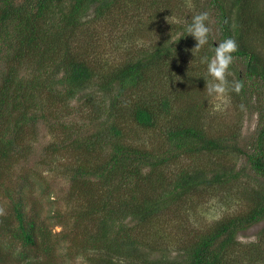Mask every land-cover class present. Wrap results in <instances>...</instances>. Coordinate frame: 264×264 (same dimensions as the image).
<instances>
[{"label":"trees","instance_id":"trees-1","mask_svg":"<svg viewBox=\"0 0 264 264\" xmlns=\"http://www.w3.org/2000/svg\"><path fill=\"white\" fill-rule=\"evenodd\" d=\"M191 1L195 7L185 13V25L171 24L169 33L159 31L157 39L150 29L148 47H129L127 58L111 65L91 55L107 32L102 23L111 20L115 29L121 25L131 32L135 26H128L127 18L147 2L161 10L165 6L161 16L167 15L172 10L168 2L0 0V189L8 200L0 215V264H66L77 258L88 264H264V227L255 242L239 240L264 222V52L258 50L264 48V17L256 10L258 0H207L203 8L200 0ZM196 11L214 16L218 38L210 32L208 44L195 53L197 60H188L196 41L185 29ZM226 38L239 46L230 69L244 84L239 95L228 94L250 92L263 104L257 141L246 149L238 147L237 136L207 132L199 101L211 80L201 57L210 59ZM237 64L245 69L237 70ZM233 81L229 78L230 85ZM80 94L87 105L71 109ZM50 110L57 112L60 120L54 122L63 132L46 149L58 153L62 147L68 159H75L66 165L70 185L64 196L52 185L45 190L42 177L40 191L47 200L54 196L77 208L74 215L55 209L43 218L35 184L19 183L27 181L26 173L16 183L4 180L30 160L40 126L52 127L46 116ZM75 111L98 124L85 133L81 125L59 118L61 112L64 119ZM141 133L155 134L160 147L150 141L148 148ZM134 136L142 142L134 144ZM232 155L243 158L240 169L226 161ZM206 156L211 160L207 166L170 168L181 157ZM222 186L242 189L244 210L210 226H187L181 215L195 211L198 196L211 197ZM167 217L178 218L175 224L189 230V243L176 257L165 253L167 238L154 226L156 219ZM129 218L136 225L127 223ZM143 223L151 226L149 231L140 229ZM56 226L62 228L58 233Z\"/></svg>","mask_w":264,"mask_h":264},{"label":"rangeland","instance_id":"rangeland-1","mask_svg":"<svg viewBox=\"0 0 264 264\" xmlns=\"http://www.w3.org/2000/svg\"><path fill=\"white\" fill-rule=\"evenodd\" d=\"M206 1L207 0H200V8H203L204 4H206ZM167 2L169 3L168 8L172 9L170 10V12H167V15L161 16V12L165 11V6H162L163 10H161V7H152L151 3L147 2L144 9L138 11V13L136 14H133L132 17L127 18V25L135 26V30H132L131 32H129V30L123 29L121 25H119L115 29V25L113 22H111V20L109 22L105 21V23H102L104 24V26H106L107 32H104V39L100 42L102 46L100 45L101 47L98 50L97 47L94 48L91 55L103 58L107 60L111 65H117L119 62H122L123 59L127 58V53L129 51L133 50L128 49L129 47L145 48L149 46V44L151 43V37L149 36L150 29H154L153 33L156 35L155 39H157L159 37V31H166L167 33H169L171 24H177L178 26L181 24L185 25L187 21L185 13L186 15H188L192 12L195 7L194 3L191 0H161L160 4H166ZM180 9L183 11V15L178 14V11ZM256 10L260 13V16L263 15L264 17V0L257 1ZM170 13H175L177 14V16H172ZM195 13L196 14L194 15L199 14V12L197 11ZM89 19L90 18H87L86 20ZM207 23L209 25V28L211 29L212 35L218 38V30L215 26L216 19L213 15L209 16V21ZM262 23H264V18H262ZM113 29H115V31ZM173 32H175V29H173ZM176 39V36L173 37V40ZM260 45L261 44L258 42V46ZM258 50L260 51V53L264 52V48H258ZM184 58H187V56L185 55ZM189 59L197 60V56L191 55L188 60ZM2 65L3 64L0 62V67H2ZM236 66L237 70L245 69L243 67V64H237ZM229 72L230 75L228 76V80L229 78H231L235 81L236 76H233L234 71L229 69ZM28 73L29 71L23 72V74ZM85 93H92V91L87 90V92ZM83 96V94H80L78 97L81 100H74L70 104L71 109L79 111V108L85 107L84 105H87V102L85 104V101H87V99H85ZM99 96L100 94L94 95L92 99H98ZM236 96L234 97L228 94L224 98L216 99L212 96H209L207 91L204 90L202 96L199 97V101L204 104V113L206 115L205 124L208 129L207 132L213 136H237L239 140L238 147L246 149L247 146L252 145L257 141L259 131L262 126L260 110L263 107V104L256 94L252 95L250 92H248L244 96H237L238 99L236 98ZM241 105H244L245 110H241ZM46 116L47 119H52V129L48 127V124H42L40 126L37 137V146L30 160L17 165L14 170L8 173L4 181H6L7 184H12V181L13 183H16L19 180V176L23 173H26L29 176L27 181L24 180L19 183H21L22 185L24 183L28 185H33V183L35 184L36 194L39 195L44 208L42 214L43 218L48 217L49 212L54 211L55 209H60L67 215H74V212L77 208V203L69 206L66 201L61 199L56 200L53 195H51L53 196L52 199L47 200L48 197H46V195H43L40 191L41 184L39 181L42 177L44 178L43 180L45 182H43L42 180L41 181L45 187L48 185H52V187H50L51 190H54L55 193H58L57 191H59L60 195L64 196L65 188L69 187L70 185V182L68 180L69 178L66 182V176L68 175L66 174L67 171H65L67 167L66 165L70 162H73V160L75 159L74 157L68 159L62 147H60L61 150L58 153H55L51 149H46V147L48 148L50 144L59 139V137L62 136L63 132V130H60L63 127L59 123L54 122V120H60L57 119V112H52L50 110V113H47L46 111ZM63 116L64 112H61L59 114V118H61V121L71 122L78 125V127L79 125H81V129H83L85 133L90 132L91 129L93 130L95 128L94 125L98 124V121H91V118L77 112L73 116L68 115L66 118L62 119ZM141 134L142 135H138V137L143 141H147L146 146L148 148H152L153 146L150 141L157 146L155 148L160 147L161 143L158 144L156 137H153L155 134ZM133 138L134 144H136L137 142H142L139 138H135V136ZM52 152L53 155H51ZM46 155L51 156L47 159H43V157ZM226 161L230 166L236 165L238 169H240L244 165V160L240 156L232 155L226 157ZM210 162L211 160L207 156L201 159L193 158V160H189L187 157H181L176 161L175 164H171L170 168L173 169V171H178L179 169L185 167L197 168L200 164L207 166ZM250 184L253 183L250 182ZM45 190H47V187L45 188ZM241 191L242 189L238 188L237 186H222L211 197H209L207 193H203L200 198H198V196L195 200V211L190 215L188 214V217L186 216L187 214L185 216L181 215V217H183L184 222L187 221L186 225L191 227V229L198 228L204 225L210 226L217 221L224 219L225 217L234 215L244 210L245 204L241 197ZM239 198H241L242 200ZM7 207L8 200L5 199L4 196H2V192L0 189V209L6 210ZM176 220L177 221H172L167 217L156 219L154 224V226L157 224L160 228H162V230L160 231V235L162 234L163 238L166 237V241L168 242V246H164L165 253H167V255L171 257L179 256V250H181L183 244L189 243V240L186 239L189 230L186 229V225L182 226L183 223H180V225L177 223L175 224V222H181L178 220V218H176ZM126 222L130 223L133 221L129 218L126 220ZM133 223L136 225V222ZM263 227L264 222L260 225L250 228L249 230H246L240 235L239 240L242 243L255 242L257 240L259 231ZM150 228L151 226L145 223L140 225V229H145V231H149ZM61 230V227H55L56 233ZM66 264L88 263L83 258H77L71 259L70 261L68 259Z\"/></svg>","mask_w":264,"mask_h":264},{"label":"clouds","instance_id":"clouds-1","mask_svg":"<svg viewBox=\"0 0 264 264\" xmlns=\"http://www.w3.org/2000/svg\"><path fill=\"white\" fill-rule=\"evenodd\" d=\"M169 19V18H168ZM209 21L208 14L199 13L191 18V22L186 27L188 36L195 39L196 45L191 50L193 55L199 52L208 44L211 29L208 27ZM239 50V46L235 39L226 38L221 41L214 48V55L209 59L208 56L201 57L200 62L207 66L208 76L211 80H206V88L209 96L216 99L224 98L230 91L239 95L242 92L244 84L242 81H233L229 84L228 76L230 75L229 69L234 62V54ZM241 110L244 105H241ZM0 215H4V210L0 209Z\"/></svg>","mask_w":264,"mask_h":264}]
</instances>
